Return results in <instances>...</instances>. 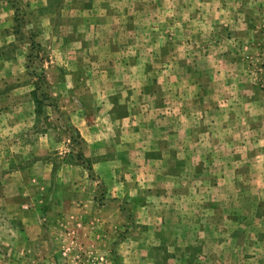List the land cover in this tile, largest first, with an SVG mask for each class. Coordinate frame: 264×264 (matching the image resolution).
Returning <instances> with one entry per match:
<instances>
[{"label":"rangeland","instance_id":"374dc122","mask_svg":"<svg viewBox=\"0 0 264 264\" xmlns=\"http://www.w3.org/2000/svg\"><path fill=\"white\" fill-rule=\"evenodd\" d=\"M0 264H264V0H0Z\"/></svg>","mask_w":264,"mask_h":264},{"label":"crops","instance_id":"0c3cea01","mask_svg":"<svg viewBox=\"0 0 264 264\" xmlns=\"http://www.w3.org/2000/svg\"><path fill=\"white\" fill-rule=\"evenodd\" d=\"M22 103H20V104H16L17 105V107L18 106H20ZM21 109V108H20ZM16 111V110H15ZM17 112V114H19L20 112L19 111H16ZM46 166H47V164L46 165H44V163L41 161L39 164L37 163L35 166H34V168H39V169H45L46 170ZM68 168H71V167H73L72 165H69V166H67ZM77 173H81V172H79V171H77Z\"/></svg>","mask_w":264,"mask_h":264},{"label":"trees","instance_id":"16d2710c","mask_svg":"<svg viewBox=\"0 0 264 264\" xmlns=\"http://www.w3.org/2000/svg\"><path fill=\"white\" fill-rule=\"evenodd\" d=\"M79 157H80V156H78L77 159H80Z\"/></svg>","mask_w":264,"mask_h":264}]
</instances>
